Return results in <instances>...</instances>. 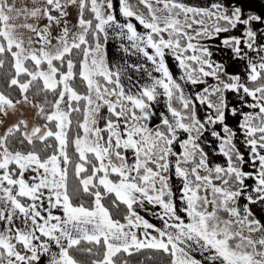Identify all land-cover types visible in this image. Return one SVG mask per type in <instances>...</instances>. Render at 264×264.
Masks as SVG:
<instances>
[{
  "label": "snow or ice",
  "instance_id": "1",
  "mask_svg": "<svg viewBox=\"0 0 264 264\" xmlns=\"http://www.w3.org/2000/svg\"><path fill=\"white\" fill-rule=\"evenodd\" d=\"M0 264H264V0H0Z\"/></svg>",
  "mask_w": 264,
  "mask_h": 264
}]
</instances>
